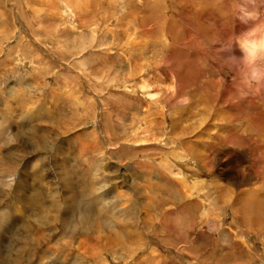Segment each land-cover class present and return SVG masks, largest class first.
Returning a JSON list of instances; mask_svg holds the SVG:
<instances>
[{
  "label": "rangeland",
  "instance_id": "obj_1",
  "mask_svg": "<svg viewBox=\"0 0 264 264\" xmlns=\"http://www.w3.org/2000/svg\"><path fill=\"white\" fill-rule=\"evenodd\" d=\"M196 1L0 0V264H264V146L244 116V141L218 142L230 110L199 88L235 74L197 28L230 46L221 27L244 4L198 0L213 27ZM179 65L196 115L177 126V97L150 93Z\"/></svg>",
  "mask_w": 264,
  "mask_h": 264
},
{
  "label": "bare ground",
  "instance_id": "obj_2",
  "mask_svg": "<svg viewBox=\"0 0 264 264\" xmlns=\"http://www.w3.org/2000/svg\"><path fill=\"white\" fill-rule=\"evenodd\" d=\"M187 1L188 0H186V3H187ZM208 1H210V0H206V2H205L207 5L209 3ZM242 2H243L244 5L242 7H240L236 12H233V15H234V17H233L234 18V23L233 24H231L230 21H229V15H226L227 17L225 18V21H227L229 23V25L230 24L232 25V27L230 26L231 29H229V26H225L224 25V27H223L221 25L222 26L221 28H224V30H223L224 37L223 38H226L227 43H228L229 40L231 41V42H229L230 46L225 47L224 45L222 46L219 43V37L223 36L222 32L219 33L217 30H216L217 32H215L213 30V32H215V35L213 34L214 36H212V35H209L211 33V31L210 32L209 31L200 32V30L197 28V33L199 35V38L202 39V42L205 45H207V44L210 45L211 44L208 47L211 48L213 59L216 61L217 64L221 65V67H220L221 70L220 71H222L223 67L226 66L231 71H233V73L235 74L234 79H232L233 80V84L231 85V87H229V89H225L226 91L223 90L224 92L220 88L223 85H226V79H222V78L216 79L215 81H214V79H210L209 78V80L205 81L204 83H201V86L199 88H200L201 91H203V93L205 94L204 98L208 99V102L210 104H213V106H217L218 105L217 103L220 102L221 105H225V106L227 105L228 111L230 110V114H229L228 117L227 116H226V118H224V116H222L223 118L220 117L222 119V121H223V122L221 121L222 124H220V121H219L220 125H218V123H216L222 129H226L225 132H223L222 134H219V136L216 137V140L218 142L224 143L226 145H233L232 142H235V141H238V142L240 141L241 142L244 138L241 137L242 134L239 132L238 124L236 125V123H240L241 125H243L242 120L244 119V117H247L248 125H249V128H250V132H249L250 135H249V137H246V135H245L246 139L247 138H249L250 140L252 139L254 142H258L259 141L260 145L264 146V60H256V61H253L252 63L244 62L242 60L243 52H242V48H241V44L245 41V37L246 36L250 37L254 33L255 34H264V24H263L264 22L262 24H260V22L255 20L257 17H261V16H259V14H257L256 11L253 9L254 6L255 7L257 6V4L262 5L264 7V0H261V1H258V0H242ZM192 3H194V2H192ZM196 4H198V5H196L197 9H195V11H193V9H192L193 6H191L193 14L195 12V15H196L195 17L192 15L193 18H194L193 22H196L197 26L199 24H201V23H206V22L210 23L213 27L216 26V25L213 24L212 16L211 15H210V17L205 16L206 12H205V14L203 12V11H205V9H201L200 10V7H199L200 3H198V0L196 1ZM192 11H191V14H192ZM184 12H186V11H184ZM219 20L221 21V19H219ZM258 20L262 21V18H258ZM263 20H264V16H263ZM154 21H156V20H154ZM145 22H146L145 20L142 21L143 24H146ZM217 23L218 22H216V24ZM187 24H189V23H187ZM191 26H192V24H191ZM165 28L166 27H164L163 29H165ZM164 31H167L169 33V34L164 33L165 34L164 39H168L172 43H175L176 40H178L179 42L180 41L184 42L185 39H186V37L180 36V38H181V40H180L179 37L177 38L176 35L174 36L173 35L174 32L171 29H169V27L167 28V30H164ZM185 32H184V34H185ZM191 33H194V32L190 31L189 34H191ZM187 36H189V35H187ZM94 38H96V34L94 35ZM188 38H187V40H188ZM223 38H221V39L223 40ZM194 39H195V37H194ZM196 39H198V38H196ZM168 40H166L165 42H167ZM190 41L191 40H189V42ZM84 43H86V42H84ZM88 43H89L88 45H92L94 43V40L93 41L89 40ZM224 44H226V42ZM171 50H169V51H171ZM230 54H233L235 59H230L229 58ZM160 56H161L160 53H156L155 59H157V57H160ZM164 56L165 57H167V56L169 57V55H164ZM199 57H201V56H199ZM165 59H167V58H165ZM184 59H186V58L184 57ZM156 68L158 69L159 67H156ZM178 68L182 69V70H180L181 72L185 71L183 67H180V65H179ZM213 68H214V66H213ZM187 69L185 71L186 73H184L186 76H183V75L181 76L177 72V69H172V70H174L173 71V75H170V76H172V81L173 82L171 84L165 85V90L163 91V93L162 94H160L159 92L150 93V96L152 98L153 97H158V98H156V102L158 100L159 101H163V99H164L165 102L169 101L170 104H171L172 100L176 99V97H177L176 101L173 104H171V106H173L172 107L173 109L176 108V109L179 110L177 112L178 115L175 116L176 118L173 119L174 122H172L173 125L175 124L177 126L182 123L181 121H184L188 117L190 118L191 116L194 117L196 115V111L194 113V112H192L190 110V108H192V106H195L194 105L195 101H191V98H190L191 95L189 96V90H190L189 88L192 87V85H195V83H197L196 82L197 80L194 81V79H191L192 75L188 79V77H187ZM135 71H137V70H136V68L134 66L133 69L131 70L132 76L137 75L136 73L134 74ZM159 74H160V72H159ZM197 76H199V75H197ZM186 78H187V82L188 83L185 82ZM199 80H198V82H199ZM164 82H165V80H164ZM184 82L186 83V85H185L186 87H182V83H184ZM200 82H202V81L200 80ZM160 85H163V84L160 82ZM138 86L143 91L148 90V89L150 90V88L152 86V83H151L150 79L143 78L141 81L138 82ZM192 90L193 89H191V91ZM203 99L200 102L201 105L198 104V106L200 105V108H198L199 109V113L198 114H202L204 116V118L208 119L211 116V115L209 116L210 107H209V105L207 103L206 104L203 103ZM201 106H202V109H201ZM218 106H220V105H218ZM221 109L223 110V108H221ZM188 113H191V115L187 117L186 114L188 115ZM175 114H176V112L174 113V111H173V115H175ZM211 114H213V113H211ZM150 115H151V113L149 114V116ZM226 115H228V113ZM213 119H214V117H213ZM166 120L168 121L169 119L166 118ZM203 122H204V120H203ZM171 127H174V126H171ZM208 143L204 142V144L211 145V148L213 146L215 152L218 151V148L220 150V147H219L220 143L219 144H212L211 141H208ZM154 144H155V142H154ZM144 145L148 146V145H152V144L148 143V144H144ZM262 149H264V148H262ZM212 154H215V153H212ZM166 172L167 173H171V172L173 173V171L171 170V166H169V165L167 166ZM181 180H183V179H181ZM68 184H70V183H68ZM19 190H16V192L17 193L20 192ZM256 205H258V204H256ZM66 210H68V209H66ZM252 210L255 211V209H252ZM250 216H252V215H250Z\"/></svg>",
  "mask_w": 264,
  "mask_h": 264
},
{
  "label": "clouds",
  "instance_id": "obj_3",
  "mask_svg": "<svg viewBox=\"0 0 264 264\" xmlns=\"http://www.w3.org/2000/svg\"><path fill=\"white\" fill-rule=\"evenodd\" d=\"M243 57L242 60L246 63H252L256 60H264V34H253L246 36L245 41L241 44ZM230 59H235L233 54H230ZM255 75V74H254Z\"/></svg>",
  "mask_w": 264,
  "mask_h": 264
}]
</instances>
